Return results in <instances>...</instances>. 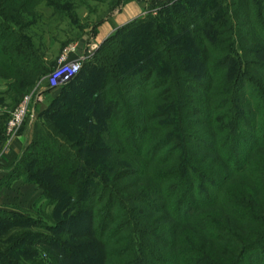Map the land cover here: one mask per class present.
Returning <instances> with one entry per match:
<instances>
[{
    "label": "trees",
    "instance_id": "16d2710c",
    "mask_svg": "<svg viewBox=\"0 0 264 264\" xmlns=\"http://www.w3.org/2000/svg\"><path fill=\"white\" fill-rule=\"evenodd\" d=\"M60 1L0 0V66L18 95L38 67L19 28ZM182 1L109 38L98 78L36 123L12 174L58 218L0 237V264H264V0H218L213 14ZM61 112L82 114L84 139L58 129ZM0 220L1 233L35 222Z\"/></svg>",
    "mask_w": 264,
    "mask_h": 264
},
{
    "label": "rangeland",
    "instance_id": "374dc122",
    "mask_svg": "<svg viewBox=\"0 0 264 264\" xmlns=\"http://www.w3.org/2000/svg\"><path fill=\"white\" fill-rule=\"evenodd\" d=\"M164 1L166 0H143L142 2L137 0H64L60 1L57 7L42 2L34 7L33 12L27 13V26L22 30L19 28V31L26 39V42L31 45L29 52L33 54V56L29 59L34 63L32 67H35V65L38 67L35 74L36 78L33 80L32 85L20 94V96L18 95V90L13 88L15 76L11 77L13 75L6 74V71L0 66V111L6 114L5 135L7 134V125L11 111H13L26 96L30 99L29 115L26 123L21 131L12 138L6 136L7 143L10 144V142L25 128L30 129L28 141H32L36 123H46L48 120V117L44 116L46 111L54 107H59L61 104H63L65 109L73 105L72 103L74 101L72 100H74L76 94L78 95V87H84L89 81L91 82L98 78V66L95 65L98 56L97 53L109 38L113 37L116 33L120 32L122 28L135 20L148 19L149 17L158 18L160 20L164 19V12L166 10L163 9L164 6L169 3L172 4V2L179 3L182 0H167V2L162 4ZM225 1L231 3V0ZM131 2H135L140 7H143V12L138 13L136 16L137 18L129 20L124 25L116 24L117 26H114L113 30L108 33L106 37L100 36L99 32L105 30L106 26H104V24H115L117 15ZM218 2V0H208L209 8L211 9L209 11L210 14L214 13V9L217 8L216 4ZM171 7L172 6L167 9ZM220 11H223V9ZM162 21L164 22V20ZM164 23L163 36L171 38L172 31L170 26L166 21ZM186 42L187 48L193 47L190 39H186ZM19 55L27 58L25 54ZM215 60L216 59H213V61ZM76 61L82 63V73L74 80H78L75 84H73L74 81L64 84L53 83L51 81L50 75L57 66L61 63ZM196 72L202 73V68L194 69V73ZM70 89H73L71 93H69ZM75 104L79 105L77 102H75ZM81 107L82 106L79 105L76 108L80 109ZM62 108L63 107L60 109ZM81 115L82 114H78L74 118V116L69 113L66 114L61 112L58 115L59 118H56L59 121L58 129H62L65 133L64 135L69 136L71 141L78 136L82 139L85 138L83 125L81 124L83 122H79L84 120ZM80 146L82 147V145ZM99 146L100 144L98 143L94 147ZM101 157L98 151L91 153L92 159H102ZM54 207L55 206L50 204L45 198L31 210L24 208L19 209L16 212L17 214L30 217L32 221L35 222H29L23 225L21 224V226H15L12 229H7L2 233L0 232L2 234L0 237H3L5 240V238H10L11 235L16 234V232L28 231L37 233L43 231L38 225H40L41 221L48 220L46 216L52 215ZM1 209L6 210L5 208ZM53 216L58 218L54 213ZM1 224L2 222L0 220V225Z\"/></svg>",
    "mask_w": 264,
    "mask_h": 264
},
{
    "label": "crops",
    "instance_id": "0c3cea01",
    "mask_svg": "<svg viewBox=\"0 0 264 264\" xmlns=\"http://www.w3.org/2000/svg\"><path fill=\"white\" fill-rule=\"evenodd\" d=\"M141 12H143V7L137 3L127 4L117 15L115 24H104L106 27L104 31L99 32L100 36L106 37L113 27L117 26L116 24L124 25L129 20L137 18V14ZM5 120V114L0 111V209L5 208L13 212L23 208L31 210L45 199L43 190L12 174L15 164L26 147L30 129L25 128L8 144L5 135Z\"/></svg>",
    "mask_w": 264,
    "mask_h": 264
},
{
    "label": "built area",
    "instance_id": "2783aa9c",
    "mask_svg": "<svg viewBox=\"0 0 264 264\" xmlns=\"http://www.w3.org/2000/svg\"><path fill=\"white\" fill-rule=\"evenodd\" d=\"M81 70L82 63L79 61L61 63L52 71L50 79L53 83H68L72 81ZM29 103L30 99L26 96L23 101H21V103L13 111H11L7 125V137L12 138L23 128L29 115Z\"/></svg>",
    "mask_w": 264,
    "mask_h": 264
}]
</instances>
